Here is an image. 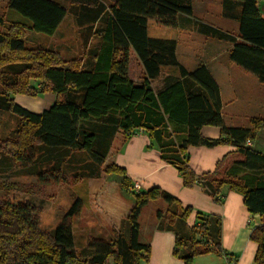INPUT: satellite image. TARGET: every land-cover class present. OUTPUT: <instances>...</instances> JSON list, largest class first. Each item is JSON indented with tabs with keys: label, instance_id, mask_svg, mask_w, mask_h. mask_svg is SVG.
<instances>
[{
	"label": "trees",
	"instance_id": "obj_1",
	"mask_svg": "<svg viewBox=\"0 0 264 264\" xmlns=\"http://www.w3.org/2000/svg\"><path fill=\"white\" fill-rule=\"evenodd\" d=\"M71 1L78 6L77 24L91 31L98 44L84 57L68 61L55 50L30 51L23 39L25 30L53 36L68 13L64 5L55 0L7 1L9 10L28 21L0 33V81L5 86L0 89V113L19 119L17 139L11 143L14 161L35 173L38 164L47 160L36 157L34 144H38L45 150L85 152L97 167L103 165L117 130L125 134L140 130L158 148L162 160L178 170L184 187L199 182L218 201L226 186L243 197L249 213L264 216V178L257 177L264 171V153L250 145L258 130L264 129V121L251 119L249 128L226 126L218 86L208 68L199 65L188 71L176 57L175 40L148 36L149 20L177 29L181 16L193 17L192 0H114L109 6L100 0ZM223 17L237 22V35L198 21L197 32L229 42V60L264 84V16L257 0H223ZM3 23L0 16V28ZM164 69L175 74L166 75L158 87L155 83ZM30 79L44 86L35 89ZM46 91L55 99L40 113L26 110L9 96L36 97ZM205 125L218 127L220 138H203L200 130ZM222 145L234 146L239 158L218 164L213 172L192 171L186 153L189 146ZM103 171L120 175L122 188L134 196L126 232L109 240L91 238L83 249L89 257L79 261L72 232V219L81 210L79 198L50 232L41 228L34 204L0 201V264H108L110 258L114 264H139L150 253L149 245L139 241V217L149 202L158 199L168 205L163 218L167 228L175 231L185 225L191 207H182L158 187L131 190L133 184L120 167L105 166ZM196 219L199 224L186 233L175 232L173 255L184 264H193L200 255L221 253L219 233L214 231L218 219L201 212H196ZM250 239L257 244L254 264H264V225L256 227Z\"/></svg>",
	"mask_w": 264,
	"mask_h": 264
},
{
	"label": "crops",
	"instance_id": "obj_2",
	"mask_svg": "<svg viewBox=\"0 0 264 264\" xmlns=\"http://www.w3.org/2000/svg\"><path fill=\"white\" fill-rule=\"evenodd\" d=\"M257 4L260 13L264 16V0H257ZM192 8L193 17H180L179 27L176 30H181L182 36L192 37L195 33L201 36L200 40L206 38L197 32L195 26L197 21L237 35V22L223 17V0H192ZM172 40L177 43V57L180 38ZM231 47L230 44L227 53ZM199 65L205 64L202 62L187 70L192 71ZM208 70L218 86L222 103V118L226 126L249 128L251 119L264 121V84L255 75L229 60L215 70V73L221 77L220 84L212 70L210 68ZM172 74H175L174 70ZM54 99L55 96L52 95L48 103H53ZM200 134L205 139H218L221 136L218 127L209 125L203 126ZM250 145L264 153V129L258 130L255 140ZM235 151V147L231 145L212 148L189 146L186 153L189 167L194 173L201 175L213 172L218 164L224 166L237 160L239 156ZM104 164L124 169L131 183L140 185L139 190L158 187L177 198L182 207L192 208L185 225H178L174 231L163 223L164 214L168 209V205L163 200L151 201L144 207L139 217V241L149 245L150 253L149 257L141 260L139 264H184L181 259L173 255L175 232L179 231L184 234L189 228L198 225L196 212L218 219L219 226L214 231L219 233L221 253L211 252L197 256L193 264H224L226 256L235 259L236 264H254L257 244L250 239V235L256 227L264 225V216L249 213L240 194L224 186L217 197L218 201H214L203 190L199 182H196L192 188L184 187L178 170L162 160L158 148L150 141L147 134L140 130H135L131 134H125L121 129L117 130ZM112 177L113 174H109L105 183H102L104 193L99 196V205L108 220L119 224L122 219L127 218L135 200L130 192L122 188V177L119 175L116 183L112 182ZM257 177L264 178V171L258 173ZM111 186L117 190L116 200L121 205L124 204V210L117 205L107 207L109 201L104 195ZM133 191L136 192V190Z\"/></svg>",
	"mask_w": 264,
	"mask_h": 264
},
{
	"label": "rangeland",
	"instance_id": "obj_3",
	"mask_svg": "<svg viewBox=\"0 0 264 264\" xmlns=\"http://www.w3.org/2000/svg\"><path fill=\"white\" fill-rule=\"evenodd\" d=\"M7 1L0 0V16L4 20L0 33L3 34L11 25L19 23L28 25L27 20L8 9ZM55 1L64 5L68 11L58 30L53 36L25 30L23 39L26 49L30 51L55 50L60 53V57L64 61L74 57H84L88 49L98 44V40L92 36L91 31L87 32L85 27L77 24L75 20L77 4H72L71 0ZM100 1L107 6L113 2V0ZM181 32L175 28L161 26L153 20L148 22L149 37L180 38L177 59L186 69H192L203 62L207 68L212 70L215 78L221 84V77L215 73V70L218 66L229 62L227 49L230 43L212 38L200 40L201 36L195 33L192 37L182 36ZM172 71L164 69L155 85L161 86L162 79ZM133 73L137 82V74ZM29 83L35 89H41L44 86V83L37 79H30ZM1 88H5L2 81H0ZM52 95L54 94L50 91L38 94L36 97L9 93L15 103L34 113H40L47 109L52 104L48 103ZM18 125V117L11 113H0V201L34 204L39 208L41 228L50 232L57 226L73 201L79 198L81 210L79 215L72 219V232L79 261L89 257L90 252L83 251V249L91 238L109 240L118 233L126 232L128 228L126 219H122L119 224L112 223L113 221L108 220L106 214L102 213L101 205H99V196L104 193L102 183H105L109 175L103 171L106 166L104 163L95 167L91 165L85 152L63 149L51 151L34 144L36 157L39 160L42 158L47 160L38 164V167L34 169L35 173L31 174L30 171L23 169L19 162H15L11 156V143L17 139L15 130ZM43 178L45 180H41ZM111 180L115 183L118 182L119 175L113 174ZM116 191L115 187L111 186L104 195L109 201L107 207L117 205L121 210H124V204L121 205L116 200V195H118ZM124 200L126 201L125 198ZM108 264H114L111 258L108 260Z\"/></svg>",
	"mask_w": 264,
	"mask_h": 264
},
{
	"label": "built area",
	"instance_id": "obj_4",
	"mask_svg": "<svg viewBox=\"0 0 264 264\" xmlns=\"http://www.w3.org/2000/svg\"><path fill=\"white\" fill-rule=\"evenodd\" d=\"M247 144H250V141L247 140ZM140 185L138 183H135L132 185L131 190H139ZM224 264H236V260L231 257H225L224 258Z\"/></svg>",
	"mask_w": 264,
	"mask_h": 264
}]
</instances>
